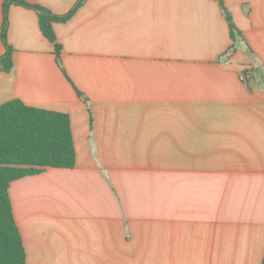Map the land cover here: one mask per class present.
<instances>
[{
	"label": "crops",
	"instance_id": "crops-1",
	"mask_svg": "<svg viewBox=\"0 0 264 264\" xmlns=\"http://www.w3.org/2000/svg\"><path fill=\"white\" fill-rule=\"evenodd\" d=\"M223 4L235 43L219 0H85L53 24L62 69L10 6L0 105L66 114L75 148L10 185L25 264H263L264 0Z\"/></svg>",
	"mask_w": 264,
	"mask_h": 264
},
{
	"label": "trees",
	"instance_id": "trees-1",
	"mask_svg": "<svg viewBox=\"0 0 264 264\" xmlns=\"http://www.w3.org/2000/svg\"><path fill=\"white\" fill-rule=\"evenodd\" d=\"M77 0L66 13L57 15L48 9L23 0H4L0 39L4 53L0 58V71L10 73L13 69V49L7 41L9 8L11 5L34 11L42 35L54 46V55L60 65L61 45L57 43L53 24L66 23L84 3ZM230 36L235 43L242 38L232 21V16L219 0ZM245 73V75L248 73ZM251 75L245 81L250 87ZM81 96L80 92H77ZM75 166V148L70 120L66 114L34 108L18 99L0 105V264H25L26 253L17 227L9 196L12 182L37 175L46 168L72 169ZM264 264V261H263Z\"/></svg>",
	"mask_w": 264,
	"mask_h": 264
},
{
	"label": "rangeland",
	"instance_id": "rangeland-1",
	"mask_svg": "<svg viewBox=\"0 0 264 264\" xmlns=\"http://www.w3.org/2000/svg\"><path fill=\"white\" fill-rule=\"evenodd\" d=\"M250 76H251V75H250ZM248 77H249V76H246V75H245V76L243 77V78H244L243 80L248 81V79H249Z\"/></svg>",
	"mask_w": 264,
	"mask_h": 264
},
{
	"label": "water",
	"instance_id": "water-1",
	"mask_svg": "<svg viewBox=\"0 0 264 264\" xmlns=\"http://www.w3.org/2000/svg\"><path fill=\"white\" fill-rule=\"evenodd\" d=\"M253 83H254L253 80H251L250 84L253 85Z\"/></svg>",
	"mask_w": 264,
	"mask_h": 264
},
{
	"label": "built area",
	"instance_id": "built-area-1",
	"mask_svg": "<svg viewBox=\"0 0 264 264\" xmlns=\"http://www.w3.org/2000/svg\"><path fill=\"white\" fill-rule=\"evenodd\" d=\"M243 77H244V76H243ZM243 77H242V79H244Z\"/></svg>",
	"mask_w": 264,
	"mask_h": 264
}]
</instances>
